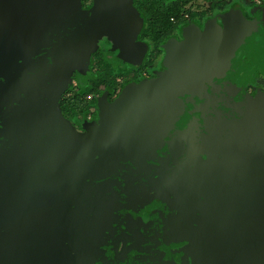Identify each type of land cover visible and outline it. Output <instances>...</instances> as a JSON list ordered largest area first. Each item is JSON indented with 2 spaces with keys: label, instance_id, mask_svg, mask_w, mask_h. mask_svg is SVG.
<instances>
[{
  "label": "water",
  "instance_id": "water-1",
  "mask_svg": "<svg viewBox=\"0 0 264 264\" xmlns=\"http://www.w3.org/2000/svg\"><path fill=\"white\" fill-rule=\"evenodd\" d=\"M77 1L0 0V264H264V10L188 34L78 135L70 74L144 53L128 0Z\"/></svg>",
  "mask_w": 264,
  "mask_h": 264
},
{
  "label": "flooded vegetation",
  "instance_id": "flooded-vegetation-1",
  "mask_svg": "<svg viewBox=\"0 0 264 264\" xmlns=\"http://www.w3.org/2000/svg\"><path fill=\"white\" fill-rule=\"evenodd\" d=\"M94 3L95 0H78L79 12L89 17ZM128 5L135 24L132 46L143 49V57L134 65L124 62L122 65L113 66L103 59L100 47L89 52L86 69L92 77L82 86L80 78L83 68L75 70L73 85L69 84L67 91L62 93L57 102L62 119L78 135H87L90 130L97 127L99 102L103 96L107 104H112L117 98L113 100L110 92L122 90L133 82L123 87L118 86L117 89L107 87L95 98V103L91 104L94 98L90 94L87 96L85 94L92 90L93 84L100 77V73L95 70L109 67L114 76L121 71L129 77L131 71H138L150 61L151 68L144 75L151 73L150 78L157 77L155 74L159 72L153 70L161 67L163 59L165 60L172 49L180 50L188 34L203 36L210 29L222 31L224 22L229 19L250 23L257 19L260 11L264 10V0H128ZM252 75L255 80L251 79L246 84L252 81L264 82V66L256 67ZM121 81V78L116 77L115 82L118 85ZM62 96H66L69 100H80L90 106L82 114L69 118L61 114L59 109Z\"/></svg>",
  "mask_w": 264,
  "mask_h": 264
},
{
  "label": "trees",
  "instance_id": "trees-1",
  "mask_svg": "<svg viewBox=\"0 0 264 264\" xmlns=\"http://www.w3.org/2000/svg\"><path fill=\"white\" fill-rule=\"evenodd\" d=\"M150 61H147L143 68L139 69L138 71H131V76L127 77L126 74L118 71L117 75H113V71L111 69H100L95 70V72L100 73V77L96 80V82L93 84L92 90H90L87 94H90L94 99L91 100V104L95 103V98L98 97L107 87L117 89L118 86H125L129 82L136 81L138 79V76L144 73H147L150 68ZM81 84L84 86V84L87 82L89 78L92 77V74L89 73L87 69H83L81 72ZM116 77H119L122 79L120 85H118L115 82ZM255 84L257 85V82L255 81L253 85H251L252 88L255 87ZM255 90H252V94H255ZM90 105H87L85 102H82L80 100H69L66 96H62L59 101V109L61 114L73 118L76 115L82 114L85 109H87Z\"/></svg>",
  "mask_w": 264,
  "mask_h": 264
},
{
  "label": "rangeland",
  "instance_id": "rangeland-1",
  "mask_svg": "<svg viewBox=\"0 0 264 264\" xmlns=\"http://www.w3.org/2000/svg\"><path fill=\"white\" fill-rule=\"evenodd\" d=\"M233 60H239V58H235V59H229V61H233ZM165 60L163 59V62H162V65L160 68L158 69H154L153 71H157L159 72V75H162L166 68H165ZM206 63V62H205ZM205 63H202L201 65H199L196 69L192 70V72L190 73L191 75H193L197 70H199L200 68H202ZM210 64V63H209ZM135 71V70H134ZM188 73V72H187ZM186 73V74H187ZM73 74H74V71L70 74L69 76V82H68V86L69 87V84H72L73 85ZM151 74V73H150ZM150 74H142L140 76H138V79L136 81H133L132 83L128 84L124 89L122 90H114V91H111L110 92V96L112 97V99L114 100L115 98H118L119 95H121L124 91H127L129 90L130 88L132 87H135V86H139V85H142L145 81L147 80H152V79H155L156 77H151L150 78ZM196 76V75H195ZM194 78V77H193ZM193 78H190L191 83L194 82V79ZM252 80H255V77H253L252 75ZM255 81H252V83H249V84H246L245 87H244V93H245V96L247 97H251V98H254V97H257V96H264V82H260L258 83L257 82V85L255 84V87L252 88L251 85L254 84ZM71 87V86H70ZM72 88V87H71ZM68 88H66V91H67ZM252 90H255V94L253 96V94L251 93ZM79 92H81L79 90ZM61 95H59L58 97V100L60 98ZM116 100V99H115Z\"/></svg>",
  "mask_w": 264,
  "mask_h": 264
}]
</instances>
